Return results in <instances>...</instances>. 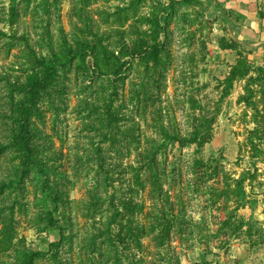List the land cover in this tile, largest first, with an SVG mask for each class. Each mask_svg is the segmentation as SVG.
<instances>
[{"label": "rangeland", "instance_id": "rangeland-1", "mask_svg": "<svg viewBox=\"0 0 264 264\" xmlns=\"http://www.w3.org/2000/svg\"><path fill=\"white\" fill-rule=\"evenodd\" d=\"M227 4L0 0V264H264V54Z\"/></svg>", "mask_w": 264, "mask_h": 264}, {"label": "crops", "instance_id": "crops-1", "mask_svg": "<svg viewBox=\"0 0 264 264\" xmlns=\"http://www.w3.org/2000/svg\"><path fill=\"white\" fill-rule=\"evenodd\" d=\"M231 16H225L228 34L249 52L264 54V0H228Z\"/></svg>", "mask_w": 264, "mask_h": 264}, {"label": "trees", "instance_id": "trees-1", "mask_svg": "<svg viewBox=\"0 0 264 264\" xmlns=\"http://www.w3.org/2000/svg\"><path fill=\"white\" fill-rule=\"evenodd\" d=\"M53 61V62H52ZM52 62V63H51ZM55 62H58V58L52 59L49 61L48 64L46 62L43 63V66L48 65V69L52 70L55 73L56 69L53 68L55 66ZM47 74L44 79H39L36 81H33L29 87L26 89V94L29 95L25 99V101L21 104L20 107V116H21V123H20V140L24 143V152H25V157L23 158L24 165L31 166L34 164L32 160V148H31V143H30V132H29V124H30V111L35 105V100L36 97L38 96V93L40 91L45 90L46 88L49 87V85L52 83V80H49Z\"/></svg>", "mask_w": 264, "mask_h": 264}]
</instances>
